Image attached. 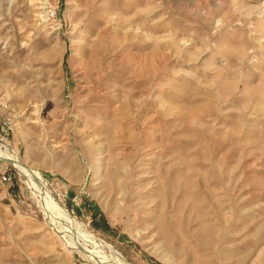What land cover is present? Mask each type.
<instances>
[{
    "label": "rangeland",
    "instance_id": "obj_1",
    "mask_svg": "<svg viewBox=\"0 0 264 264\" xmlns=\"http://www.w3.org/2000/svg\"><path fill=\"white\" fill-rule=\"evenodd\" d=\"M0 138V264H264V0H0Z\"/></svg>",
    "mask_w": 264,
    "mask_h": 264
},
{
    "label": "bare ground",
    "instance_id": "obj_2",
    "mask_svg": "<svg viewBox=\"0 0 264 264\" xmlns=\"http://www.w3.org/2000/svg\"><path fill=\"white\" fill-rule=\"evenodd\" d=\"M0 154L2 155V156H4L6 159H10V160H14V158L12 157V156H10V155H8V154H6V152L5 151H3L2 153L0 152ZM14 162H16L17 164H18V166L22 169V171L24 172V174H26V176L30 179L29 180V182L33 185V187L35 186L36 188L37 187H40L42 190H44V188H43V185L40 183V181H36V179H35V174L32 172V171H30V170H28V169H25L20 163H19V161H14ZM39 188V189H40ZM35 189V188H34ZM36 191V190H35ZM40 192V191H39ZM44 192V191H43ZM42 193V192H41ZM44 193H46V192H44ZM41 197V196H40ZM44 197V196H43ZM50 197V196H49ZM48 197V198H49ZM48 200V199H47ZM51 201V200H50ZM52 204V203H51ZM48 205V204H47ZM49 207V206H48ZM59 212H60V214L63 216V218L65 217V218H67L68 216H67V213H66V210H64V209H59ZM68 220V219H67ZM80 224V223H79ZM79 226V225H78ZM81 227H82V225H80ZM79 226V227H80ZM78 227V228H79ZM83 228V227H82ZM80 229V228H79ZM84 229V228H83ZM82 230V229H81ZM85 230V229H84ZM86 236V235H85ZM90 236V235H89ZM86 240V239H85ZM91 240V239H90ZM98 252V251H97ZM97 256H95V258H96ZM99 258V257H98ZM100 259V258H99ZM118 259V258H117ZM105 260V259H104ZM119 260V264H126L125 262H123L120 258L118 259ZM115 262V261H114ZM100 263V262H99ZM104 263V262H103Z\"/></svg>",
    "mask_w": 264,
    "mask_h": 264
},
{
    "label": "built area",
    "instance_id": "obj_3",
    "mask_svg": "<svg viewBox=\"0 0 264 264\" xmlns=\"http://www.w3.org/2000/svg\"><path fill=\"white\" fill-rule=\"evenodd\" d=\"M46 14H47V17L49 19H53L55 17V10H54V8L48 9ZM0 151H6L7 152V150L5 149V144L2 142V138H0ZM0 159H6V158L4 156H0ZM10 180H11V177L10 176H8V175L4 176L3 175V176H1V180L0 181L1 182H8Z\"/></svg>",
    "mask_w": 264,
    "mask_h": 264
}]
</instances>
